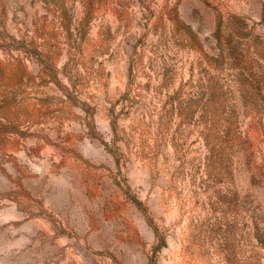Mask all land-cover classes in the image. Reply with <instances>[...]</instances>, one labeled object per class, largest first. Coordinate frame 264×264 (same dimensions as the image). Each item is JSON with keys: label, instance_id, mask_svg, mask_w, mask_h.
Returning a JSON list of instances; mask_svg holds the SVG:
<instances>
[{"label": "rangeland", "instance_id": "rangeland-1", "mask_svg": "<svg viewBox=\"0 0 264 264\" xmlns=\"http://www.w3.org/2000/svg\"><path fill=\"white\" fill-rule=\"evenodd\" d=\"M0 264H264V0H0Z\"/></svg>", "mask_w": 264, "mask_h": 264}]
</instances>
